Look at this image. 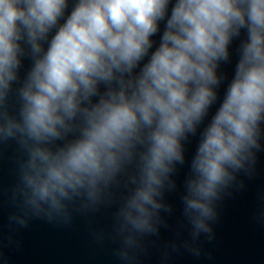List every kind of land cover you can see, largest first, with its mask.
<instances>
[{"label": "clouds", "instance_id": "9594fccd", "mask_svg": "<svg viewBox=\"0 0 264 264\" xmlns=\"http://www.w3.org/2000/svg\"><path fill=\"white\" fill-rule=\"evenodd\" d=\"M242 30L183 182L191 240L169 244L197 256L218 203L264 151V0H0V144L21 152L10 221L114 209V254L140 264L174 211L166 194L183 142L219 99L218 69Z\"/></svg>", "mask_w": 264, "mask_h": 264}, {"label": "water", "instance_id": "95a60500", "mask_svg": "<svg viewBox=\"0 0 264 264\" xmlns=\"http://www.w3.org/2000/svg\"><path fill=\"white\" fill-rule=\"evenodd\" d=\"M160 34L153 37L157 43ZM245 38L242 30L240 37L230 44V60L222 62L218 69L226 77L218 89L219 99L196 135L183 142L185 164L177 165L174 176L177 190L166 194L174 211L167 216V227H161L159 236L146 238L148 250L141 256L140 264H264V151L258 153L253 174L239 175L243 187L234 186L230 195L218 203V217L212 222L213 238L209 240L206 234H201L197 242L200 255L183 246L176 250L169 247L173 241L182 245L183 241L191 240V229L183 218V182L198 147L199 133L223 100L239 58V46ZM29 66L25 60L21 76ZM20 159L21 152L14 141L0 144V264H121L114 254L118 247L112 238L114 209L74 212L68 224L32 218L26 227H21L10 221L16 211L10 198L17 183Z\"/></svg>", "mask_w": 264, "mask_h": 264}]
</instances>
